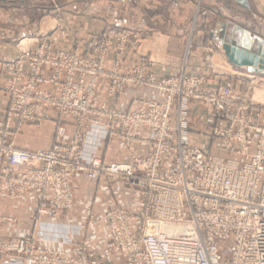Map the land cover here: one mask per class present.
<instances>
[{
    "label": "built area",
    "instance_id": "2783aa9c",
    "mask_svg": "<svg viewBox=\"0 0 264 264\" xmlns=\"http://www.w3.org/2000/svg\"><path fill=\"white\" fill-rule=\"evenodd\" d=\"M200 1L195 0L197 8ZM113 35L121 51L128 35ZM46 48L36 51V59L27 54L33 60L29 69L21 62L8 68L4 89L11 102L0 123V196L32 194L38 203L34 217L51 218L71 211L75 173L118 179L138 193L137 207L111 208L101 219L109 230V245L121 252L125 264H264V127L252 121L253 112L264 121V104L247 100L229 83L207 89L183 75L157 81L138 64L128 75L108 71V94L134 84L155 87L160 97L138 100L131 110L117 113L100 103L97 87L98 72H105L107 41L92 65L77 52L52 54ZM42 64L54 69L48 80L39 73ZM49 81L57 86V96L38 87ZM188 99L206 103L212 117L224 123L207 133L208 139L216 138L222 154L190 142ZM52 109L76 117L82 126L100 125L128 145L131 161L85 163L80 131L69 143L48 149L18 148L14 138L24 123L39 124ZM141 145L147 148L144 153L136 148ZM226 240L231 244L224 259ZM29 241L0 243V257L16 251L24 255L23 264H113L87 257L80 246L52 252L27 246Z\"/></svg>",
    "mask_w": 264,
    "mask_h": 264
},
{
    "label": "crops",
    "instance_id": "0c3cea01",
    "mask_svg": "<svg viewBox=\"0 0 264 264\" xmlns=\"http://www.w3.org/2000/svg\"><path fill=\"white\" fill-rule=\"evenodd\" d=\"M0 0V57L12 59L22 49L33 46L38 40L52 42L54 48L68 47L71 40H77L82 49L87 48V41L106 29L129 31L140 40H154L149 48L154 51H167L151 65L156 76L162 72L171 73L179 66L182 56V24L186 22L188 0ZM203 5L210 17V32L204 35L198 31L194 37L192 57L187 61L190 72H208L204 58L216 56V66H222L224 72L238 70L245 77L259 76L261 80L255 88L264 92V72L250 73L247 66L232 63L216 40L220 25L224 39L238 44L255 53L264 54V0H203ZM46 15V16H45ZM43 19L40 21V18ZM44 17H50L54 27L44 29ZM172 25V26H167ZM163 32L167 34H163ZM166 35V36H165ZM22 39V40H21ZM21 42H18L20 41ZM170 40V43L167 45ZM25 43L22 45V42ZM25 45V48L22 46ZM154 56L152 52L148 55ZM124 67L130 68L137 56L126 52ZM222 59V61H221ZM163 60V61H162ZM220 63V64H219ZM215 72V71H214ZM3 70L0 68V78ZM229 78L222 75H208L211 86L223 85ZM234 81L233 79H230ZM247 80V79H246ZM235 83V82H234ZM254 88L253 95L256 91ZM256 88V89H257ZM155 96L147 88L127 89L119 98L118 109L123 110L133 95ZM7 95L0 91V121L5 117ZM205 122H209V119ZM201 119V118H200ZM208 125V124H207ZM65 135L60 140H68L73 128L65 124ZM55 124L45 123L40 129L28 131L18 137L17 146L23 149L47 148L55 141ZM85 161L100 158L106 162H125L128 160L126 149L119 141H108L103 131L89 127L84 133ZM74 202L71 213H61L43 221H35L33 214L36 202L32 194H25L16 199L0 196V241H9L31 237L34 244L42 249H66L74 244L83 243L95 258L114 259L123 264L121 257L107 246L108 227L101 219L105 212L115 206L133 208L137 199L134 192L120 181H109L104 177L90 179L83 174H76L72 184ZM12 219V220H9ZM0 264H23L22 257L12 253L3 257Z\"/></svg>",
    "mask_w": 264,
    "mask_h": 264
},
{
    "label": "rangeland",
    "instance_id": "374dc122",
    "mask_svg": "<svg viewBox=\"0 0 264 264\" xmlns=\"http://www.w3.org/2000/svg\"><path fill=\"white\" fill-rule=\"evenodd\" d=\"M53 1H54V4H58L57 0H53ZM188 1H189V10H188L186 22L181 25L182 31H183V36H185V39L183 42L184 45L181 49L182 50L181 51L182 56L180 57V61H179L180 64H179L178 68L171 73L162 72V76H156L151 69V65L155 61H160V60H158L160 57H156L157 55L162 54V59H163V57L167 51V46H165V49L163 51H154V50H151L149 48V46H151L152 43L156 39H158V37L155 38L154 40H151V41H148V40L144 41L142 39L140 40L139 37H137L136 35H134L133 33L129 32V31H118L115 29H106L103 32H101L100 34L92 36L90 38V40L87 41V48L85 50L80 48L76 39L71 40L68 47H58V48H56V47L54 48V45L50 41L38 40L35 42V44L33 46H30L28 48H25V45L22 46V48H25V49H22L19 52L20 54L15 58L7 60V59L0 57V68L3 70V77L0 78V91L4 92L7 95V107H6L5 117L2 121H0V123L5 121L6 116H7V112H8L9 106H10V102H11L10 95L4 89V87L7 85V80L9 79L8 68L11 65H15L16 63L21 62L22 67L24 69H29L30 63L33 62V60L28 59L29 57L27 56V54L34 55L38 49H41L43 47H45V48L47 47L48 49L47 48L46 49L49 50V52H51L52 54L77 52L81 58H83L84 60H87L88 64L92 65L94 63L99 62L100 52L98 51V49L100 48L101 43L104 41L108 42V48H107V51L105 53V58L103 61L104 64H102L105 72L104 73L98 72V75H100V74L101 75L97 79V87H98L100 94H101L100 103L104 104L105 108H107V109L112 108L117 113H126L128 110H131L134 107L135 102L138 100H157L158 97H160V94L158 93V90L155 87H152L150 85H134V84L124 86L119 92H117L114 95L108 94L107 89H108L109 85H111V81H110L109 77L106 76L108 74L107 72L116 69L120 73L128 75L131 73L132 69L138 64H143L145 66V68H146L145 75H150V76L154 77L155 80H157V81L158 80L167 81V80H171V79H177L181 75H183L187 79V81H191V80L201 81L203 87H205L207 89L217 87V86H211L209 84L208 75L209 76H212V75L226 76L229 78V80L226 81L225 84L229 83L235 92H238L240 94H246L247 95L246 99L247 100L251 99L254 103L257 102V103L264 104L263 89L257 88V87H256L257 88L256 89L254 87L258 82H259L258 86H260V82H262L261 80H258V78H260V77L255 76V75H253V77H245V76L239 75L238 70L231 71V72H224V69L222 68V66H215L213 64L212 58L217 55L216 52H214L213 56H211V57L207 56L204 58L205 63H206L205 65H207L209 67L210 71H208V72H190L189 70H187V61L192 57V53H193L192 48H193L194 37H195L196 33L198 31H201V32L203 31L204 35L207 36V34L210 32V28H208V24L210 23L209 22L210 17H209V15H207L208 12L205 9L203 10V8H204L203 0L200 1L198 8L196 7L195 0H188ZM44 18L45 19L43 20V24H42L44 29H50V28L54 27L55 24L50 22V19H49L50 17H44ZM42 19H43V17L40 18V21ZM167 26H172V25H167ZM114 32L128 35L126 40H125L126 42L124 41L125 43H123V46L121 47V49H122L121 51H118L116 48L117 37L113 35ZM164 34H167V33L163 32L162 35H164ZM21 40L18 42H21ZM24 43H25V41L22 42V45ZM169 43H170V40L166 44L168 45ZM128 51L133 52L137 56V58L133 62L131 67L126 69L124 67V60H125L124 54ZM150 52H152L154 54V56H151L150 54L148 55V53H150ZM37 57H38L37 54L34 56H31V58H33V59H36ZM88 59L94 60V61L90 62ZM221 61H222V59H221ZM39 73L42 76V78L48 80L53 76L54 69L48 64H42L40 66ZM250 73H255V74L257 73L258 74V72H250ZM87 75H88V79H91L92 74L87 73ZM230 79H233L234 81H232ZM73 80L74 81L78 80V73L75 74ZM225 84H223V85H225ZM218 86H221V85H218ZM38 87L45 93H49V94H52L55 96L58 95V88L53 82L49 81L47 83H40L38 85ZM140 88H147V89L153 90L155 96H137L135 94V95H133V97L130 98L127 106H125V109H123V110L118 109L120 95L125 90H127V89H140ZM254 88L256 91L255 95H253ZM211 109L212 108H210L206 103L199 102L196 99H188V105H187V110H186V118H187L186 121H187V128H188L187 132H188V135L190 137L191 143H193L194 145H204L205 147H208L212 153H214L216 155H220L223 152L219 148L216 138L211 137V140L208 139L207 133L211 132V130H213L214 128H220V127L222 128L224 126V123H222L218 119L212 117L213 111ZM48 113H49V119H44L39 124L24 123L21 131L19 133H17V135L14 138L16 146H17L18 137H20L24 133H27L28 131L38 130L45 123H53V124H55V137H56V139L49 147H47V148L37 147L34 149H24V150L48 149L52 145H54L58 142L59 143H69L74 138V136L80 131V132H82L80 135H81V140L83 142V155H84V133L89 127L97 126L103 131L104 135L108 138L109 142L116 140V141H119L120 143H122L126 149V153H127L129 158L125 162H106L100 158H92V159H99L104 163H120V164L121 163L126 164V163H129L131 161L132 153H131L128 145H126L125 142L119 140L116 137L109 136L100 125L87 124L86 126H82V125H80V121L77 120L76 117H74L68 113L65 115L60 114L53 109L49 110ZM205 116L207 119H209V122H205L204 118L202 119V117H205ZM262 118H263L262 115L257 116L255 114V112H253L252 121L256 125L264 127V121H262ZM217 120L219 122H217ZM65 124H67V125L71 126V128H73V133L68 140H60V138L65 135V131H66ZM252 136L254 137V135H252ZM18 148H20V147H18ZM136 148H137L138 152H140V153H144L145 149H147L145 146H142V145L136 146ZM21 149H23V148H21ZM92 159L90 161H85L83 158V161L85 163H90L92 161ZM76 174H79V172L74 174L73 182H74V178H75ZM80 174H83V173H80ZM85 177H87V176H85ZM100 177H104L105 179H107L109 181H120L118 179H110V178H107L105 176H100ZM95 179H97V178H95ZM120 182L123 184L122 181H120ZM72 190H73V187H72ZM133 192L137 196V199H136V202H135V205L133 208L125 207V206H115L112 208L123 207V208H129L132 210L136 209L137 202L139 199V195L136 191H133ZM4 196H6V195H4ZM8 198H10V197H8ZM10 199H16V198H10ZM34 199H35V197H34ZM35 202H36V210H35L34 214L36 213V211L38 209V203H37L36 199H35ZM73 202H74V190H73ZM72 209H73V205H72ZM72 209H71V211H64V212L71 213ZM64 212H62V213H64ZM34 214L32 217L35 221L39 222V221H43L44 219H47V217H42V218L34 217ZM59 214H61V213H58L57 215H59ZM9 220H12V219H9ZM23 238H28L30 240L29 244H27V246L32 244V246L34 248L44 250V251H52V252H54V251H72L74 248H77L78 246H80V247L85 249L86 256L91 258V259L101 260V261L106 262V263L112 262L113 264H118L117 261H115L114 259H107L106 260V259L95 258V257L91 256L88 252L87 246L84 245L83 243L74 244L73 246L66 248V249H42V248H38L35 246L34 241L31 237H23ZM18 239H21V238H18ZM12 240H16V239H11L9 241H0V243H8ZM222 244H223V247L221 248V254H222L224 259H227L229 257L228 247L231 244V240H226ZM107 246L110 249L114 250L123 260V264H125V260L122 256L121 252L116 247L109 245V230H108ZM12 253H15L16 255L22 257V261H23L24 255L22 253H17L16 251H12L8 255H3L0 257V259L3 257H5V258L11 257Z\"/></svg>",
    "mask_w": 264,
    "mask_h": 264
},
{
    "label": "water",
    "instance_id": "95a60500",
    "mask_svg": "<svg viewBox=\"0 0 264 264\" xmlns=\"http://www.w3.org/2000/svg\"><path fill=\"white\" fill-rule=\"evenodd\" d=\"M239 1L246 4V0ZM223 29H225V25L221 24L216 40L220 43L228 59L236 65L247 66L250 72H264V54L250 51L248 48L242 47L243 45L230 43L224 39Z\"/></svg>",
    "mask_w": 264,
    "mask_h": 264
},
{
    "label": "bare ground",
    "instance_id": "6f19581e",
    "mask_svg": "<svg viewBox=\"0 0 264 264\" xmlns=\"http://www.w3.org/2000/svg\"><path fill=\"white\" fill-rule=\"evenodd\" d=\"M218 60H219V59H216V60H214V63H215V61H216V63H215L216 65H217V64H218V62H219ZM217 61H218V62H217ZM215 64H214V65H215ZM216 65H215V66H216Z\"/></svg>",
    "mask_w": 264,
    "mask_h": 264
}]
</instances>
